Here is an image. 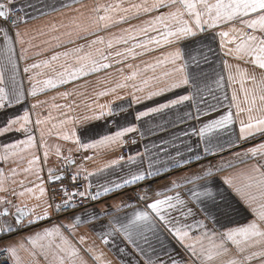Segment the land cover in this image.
<instances>
[{
	"label": "snow or ice",
	"instance_id": "6c2138e0",
	"mask_svg": "<svg viewBox=\"0 0 264 264\" xmlns=\"http://www.w3.org/2000/svg\"><path fill=\"white\" fill-rule=\"evenodd\" d=\"M73 5L80 7L74 8ZM29 9L41 16L47 15L48 10L63 12L64 9H71L77 15L71 17L67 25L50 26L51 32L59 34L43 41L48 47L35 55L42 56L47 51L52 54L38 62L25 64L23 73L28 74L30 84V88L25 90L22 82L17 80L18 61H27L30 59L27 56L29 48L39 47L26 41L24 35L27 33L19 31L22 23L35 18ZM81 9H87V12ZM17 12L22 15H17ZM123 24L128 26L119 28ZM113 28H119V31L112 32ZM101 33H107V38ZM38 35L47 33L41 31ZM0 36L4 45L3 55L0 56V137L14 132L27 135L26 139L3 145L0 160L5 162L17 156L23 159L21 154L25 150L36 147L29 127L33 123L31 114L25 109L20 115L18 110L24 108L29 97L35 98L46 89L69 84L75 88L76 81L100 73L107 78L112 74L110 70H114L116 79L97 80L98 84L111 83L112 86L96 89L95 97L109 96L116 94L117 90L130 88L131 100L127 109L123 105L114 108L112 102L99 104L93 99L91 104L85 105L92 115L69 116L68 113L80 107L75 99L66 105L53 104L52 107L67 108L68 112L62 113L65 119L48 129V134L52 135L53 129L72 124L74 127L70 135H58L66 141L72 140L77 150L114 149L127 143L124 139L127 134L139 131L136 122H146L145 118L154 114L163 115L181 106L190 108L199 103L207 104L205 97L200 95L201 84L207 79L205 66L211 64L210 54H215L212 42L217 36L220 38V49L225 50L224 55L237 62H223L228 70V85L236 86L233 87L229 105L235 111L229 110L219 118H209L206 122L201 116L208 114L198 106L195 114L185 111L181 121L196 123H189V130L182 132L187 137V142H182L183 152L173 145V156L166 149L154 146L167 157L166 161L160 162L164 173L168 174L170 164L183 175L171 179L163 189L156 190L155 199H151L147 191L128 197L143 202L142 207L129 204L126 200L103 203L99 209L95 207L102 196H107L114 189L134 186L161 174L160 168L152 170L155 161L151 159L147 168H143L144 154L139 152L136 156L127 157V161L136 166L135 171L130 169L122 182L110 181L112 187L98 183L94 189L90 177L119 165L124 156L95 171L78 166L74 173L69 174L71 187L62 186L59 189L62 193L60 203L53 196L42 205L28 208L27 205L13 203L7 196H0V205L8 206L0 211V217H11L10 221L0 222V241L5 236L31 227L38 220L47 219L53 212L71 213L75 219V223L56 224L18 242L6 244L0 248V253L8 254L4 264H8L9 260L12 264H40L38 257L43 258L44 264H88L77 246L85 243V237L80 236L74 243L70 235L62 231L75 229L82 215L99 222L102 237H112L111 241L103 239V243L116 245L122 254L123 264H264V0H105L103 3L97 0L90 8L83 4V0L61 3L60 8L47 0H39V4L34 0H3L0 2ZM79 40L86 43L78 44ZM13 41L20 45L19 52ZM26 43L27 48L24 47ZM68 44L74 46L68 48ZM56 48L64 50L55 51ZM162 48L167 51L152 56ZM145 56L150 59H141ZM130 60H139V63L133 64ZM166 93H173L174 98L165 97ZM58 95L66 100L79 95L82 102L87 98L86 92L76 90ZM157 97H165L164 102L155 101ZM116 99L123 97L116 96ZM225 99L228 97L225 96ZM145 100L154 101L155 106L146 107L143 111H129L132 104H141ZM46 103L37 101L31 107L35 109ZM130 114L133 115L132 121L127 120ZM52 119L51 115L43 120L38 117L35 125L47 124ZM122 120L123 123L120 122ZM93 121H103V126L110 130L98 131ZM237 122L239 133L236 140H232L228 129ZM75 125L80 126L78 130ZM221 133L227 137L223 142ZM139 134L144 136L142 131ZM40 135L42 138L45 135L43 129ZM257 138H260L258 144L242 154H236L245 168L234 175L221 177L219 174L224 171L225 165L213 163L209 156L221 155L225 145L228 148L238 147L240 143ZM132 143L135 144L136 140L133 139ZM145 152H148L147 148ZM43 155L47 160L46 144ZM56 155L69 165L76 163L71 154L61 156L59 146L56 147ZM38 161L39 157L33 156L22 172H33V166ZM227 166L232 167V164L229 162ZM10 172L13 177L20 174L16 168L10 169ZM81 172L85 173L83 180L87 182L83 186L79 183ZM49 177L52 178L51 170ZM54 179L62 180L63 177L56 175ZM7 182L8 177L0 168V192H9ZM12 183L17 181L13 179ZM19 184L22 190L17 192L12 189V196L20 198L26 193H35V188L24 187V181H19ZM37 187L40 195L35 198L39 200L46 189L42 185ZM172 192L175 194H169ZM38 207L42 208L40 214L36 212ZM10 208L15 212H11ZM125 208L132 211L122 216L117 214ZM244 212L252 218L241 224L237 217ZM230 224L237 226L229 227ZM217 225L220 227L217 228ZM193 229L201 231L193 234ZM84 251L99 264H111L103 259V252L96 254L93 248ZM21 252L26 256H21Z\"/></svg>",
	"mask_w": 264,
	"mask_h": 264
},
{
	"label": "crops",
	"instance_id": "0c3cea01",
	"mask_svg": "<svg viewBox=\"0 0 264 264\" xmlns=\"http://www.w3.org/2000/svg\"><path fill=\"white\" fill-rule=\"evenodd\" d=\"M37 4H39V0H34ZM48 3L55 5L57 8H60L61 3L71 4L72 0H47ZM99 2L103 3L105 0H99ZM97 3V0H83V4L87 5L88 8ZM74 8H79L80 5H73ZM34 19L30 18L27 23H22L19 26V31L23 33H27L24 35V39L26 41H30L34 45H38L39 47L29 48L27 56L30 57L27 61H18L19 71L17 80L18 82H22L25 90L30 88V84L28 81V74L23 73V67L25 64H31L34 62H38L47 56L52 54L51 51H47L42 56L35 55L36 52L40 51L43 48L48 47L42 42L45 40H51V36L58 35L59 33L51 32L50 26L56 25L59 27L61 23L67 25L69 24V20L71 17L76 16L77 13L71 9H64L63 12H51L48 10V14L41 16L37 11L33 9H29ZM81 11L87 12V9H81ZM132 23H138V21H132ZM127 24L120 25L119 28L127 27ZM119 28L111 29L112 32H118ZM45 32L47 35H38L39 32ZM61 32L65 31V29H60ZM15 29L13 30L14 35ZM107 38V33H101ZM35 36L36 39H32ZM66 39V38H65ZM220 38L217 36L215 41L212 42V47L214 49L215 54H210L211 64L206 67L207 79H205L202 84V92L201 96L205 97L207 100V104L199 103L198 106L203 113H207L208 115L201 116L205 122L209 118H219L220 115L225 114L227 111H235L234 108H229L231 102V95L233 91V87L229 86L227 83V75L228 70L224 67V61H227L229 64L237 63L235 60L229 58L224 55L225 50H221L219 47ZM14 47L17 52H19L20 45L15 44ZM52 43H55L54 41ZM78 44H85V40L77 41ZM68 48L73 47L74 45L68 44L66 45ZM3 39L0 36V56L3 55ZM24 47H28V43L24 45ZM55 51H63V48H56ZM167 51L166 48L160 49L158 52L152 53V56L160 55L161 52ZM141 59H150V57L145 56ZM129 62L136 64L139 63V60H130ZM111 71V76L105 77L104 73L96 74L87 78H83L80 81L75 82V88L72 84L69 85H61L56 89H46L44 92L39 93L37 97L32 98L29 97L27 103L24 105L23 109H19L18 112L20 115L23 114V110H28L31 114V119L33 121L32 125L29 127L32 129V135L35 137L36 147L34 149H27L21 155L23 159L19 156L11 158L9 161L0 160V168L4 170L5 175L8 177L7 187L9 188L8 193L0 192V196H7L8 199H11L13 203L27 205L28 208H32L37 204H43L45 201H49L48 192H47V183L46 176H49V172L51 170L52 175L65 171L67 169L66 178H70L69 174L74 173L77 170V167H82L87 169L88 171H95L97 169H104V165L109 163L111 160L118 159L120 156H124L125 159L121 161L119 165H115L112 168L104 169L102 173H98L94 177H90V181L93 184V188L95 189L96 185L105 184L106 186L112 187L111 182H122V178L127 177L129 170L135 171L134 165L130 164L127 161V157L132 155L136 156V154L143 153L144 154V163L143 168H147L149 159L155 161L153 164V171L155 169L160 168L161 174L156 177L149 178L145 181H140L134 186H127L124 189L116 190L107 194V196H102L100 198V202L96 203L95 207L99 209L101 204H114L120 203L121 201L126 200L129 204H133L137 207H142L143 202H138L137 200L128 199L129 196H135L136 193L143 194L145 191L148 192V195L151 199H155V192L158 189H163L166 185L169 184L171 179H175L179 175H183L182 171L175 170L169 164V172L165 174L163 168L161 167V161H166L167 157L164 155L163 151H159L157 147L159 146L162 149H166L169 153L175 156V150L173 149V145H176L180 148L181 152H183L182 142H187V137L182 135L183 131H187L189 123H196L195 121H181L180 117L184 116L185 111L190 110L194 114L196 112V106H192L190 108H185V106H181L179 109H174L171 112L166 111L165 114H154L150 118H145L146 122H136V126L139 131L136 133H129L125 136V140L127 143L123 145H127V154H121V147L114 149H105V148H96V149H83L80 148L77 150V145L72 142V140H64L58 133H67L71 134V130L74 125L67 124L62 128L53 129L52 135L48 134V129L51 128L52 124L58 123L59 120L65 119V116L62 113L68 112L67 108L56 109L52 107L53 104L66 105L70 103L73 99L76 100L77 103L80 104L79 108H76L73 112L68 113L69 116H90L92 115V111L87 108L86 104H91L92 100L95 99L99 104H105L112 102L113 107L116 105H123L126 109L128 108L129 101L131 100V96L129 93L132 91L130 88L117 90L116 94H112L105 97H95V90L98 88H102L104 86H112L111 83L105 85L104 83L98 84L97 80L100 81H112L117 78V73L114 70ZM159 71V70H158ZM151 74V73H149ZM221 77L224 79L221 80ZM44 77H41L43 79ZM85 80L87 84L85 85ZM217 81H220L217 83ZM76 90L78 92H86L87 98H85L82 102V98L77 95L76 97H71L69 99H63L58 94L65 91ZM137 95H142L141 93H137ZM116 96H121L123 99H116ZM225 96L228 99H225ZM53 97H56L53 100ZM165 97H173V93H166ZM165 97H157L154 98L155 101L164 102ZM174 98V97H173ZM199 101V97L196 98ZM37 101H47L46 104H43L41 107H37L32 109L31 105L36 103ZM190 103V102H186ZM212 105L214 107H209ZM155 106L154 101L145 100L141 104H132L130 112H134V110H145L146 107ZM94 107V106H93ZM49 115L53 117L51 121L47 124H43L40 126L35 125V120L39 117L40 119H46ZM243 118V117H241ZM127 120L132 121L133 115H128ZM123 123L124 121H120ZM174 122V123H173ZM92 123L98 126V131L100 132H108L110 129L108 127H104L103 121H93ZM197 126H199L197 124ZM77 130L79 129V125H75ZM43 129L45 135L43 138L40 135V130ZM151 129V131H148ZM114 131L115 129H111ZM144 132V136L142 137L139 133ZM228 132L232 133V140H236L239 133V123L237 122L235 125L230 126ZM27 135L23 132H14L8 134L5 137H0V154L3 153V145L5 143H12L16 140L26 139ZM135 139L136 143L133 144L132 140ZM227 139L224 133H221L222 142ZM87 142V141H86ZM260 142V138L256 140H248L243 143H240L238 147L228 148L225 145V151L218 156L211 157L209 159L212 160L213 163L220 164L223 163L225 165L224 171L219 175L221 177L234 175L245 168V165L240 163V158L236 155L237 153H243L247 148L254 146ZM45 144L47 145V151L49 153L47 160L44 158ZM59 146L61 149V156H68L71 154L72 158L76 161L75 164H67L61 157L56 155V147ZM145 148L148 149V152H145ZM71 150V151H70ZM186 154V153H185ZM33 156L39 157V161L36 165L33 166V172L24 174L22 169L27 168L28 161L33 158ZM85 157H91V159H85ZM205 163L207 161H204ZM232 164V167H228V163ZM137 163H139V157L137 158ZM16 168L19 175L13 177L10 169ZM38 170V172H37ZM85 173L81 172L80 179L83 180V175ZM39 176V178H38ZM15 179L17 181L16 184L12 183V180ZM19 181H24V187H33L35 188L34 194L26 193L25 196L17 198L11 195V190L15 189L17 192L21 191L22 188L19 184ZM84 181V180H83ZM86 184L87 182L84 181ZM38 185H42L46 189V193L43 197L37 200L35 197L39 196V187ZM169 194H175L174 192ZM151 202V200H149ZM4 207H8L7 205H0V211ZM11 212H14L15 209H9ZM131 208H125L122 212L117 213L118 215H123L125 212H131ZM36 212L38 214L42 213V208H36ZM53 214V213H52ZM52 214L50 217L44 220H38L31 227H25L21 231L14 232L10 236H5L2 241H0L1 247H4L8 243H15L22 240L24 237L31 235L35 232L41 231L43 228L52 227L56 224H64L69 225L71 223H75V219L71 213H65L59 217V219H52ZM249 213L244 212L241 216L237 217L239 223L246 222L247 219H251ZM35 219V217H33ZM3 220H11V217H0V222ZM107 217H105V222ZM95 225V228H94ZM229 227H235L236 224H230ZM220 226L217 225V228ZM222 230V229H221ZM65 232V235H70L73 242L78 241L80 236L85 237V243L77 246L81 249V255H83L84 259L88 262V264H99L92 259L91 254L84 251L87 248L95 249L96 254L101 252L104 253L103 259L105 261H110L111 264H123L122 254L119 252L118 248L115 244H104L103 239L112 240V237L104 236L102 237L99 231V222L91 221L86 216H81V222L77 224L75 229H62ZM200 229H193V234H198ZM30 247V245H28ZM21 256H26L25 253L21 252ZM40 259V264H44L43 258L38 257Z\"/></svg>",
	"mask_w": 264,
	"mask_h": 264
},
{
	"label": "built area",
	"instance_id": "2783aa9c",
	"mask_svg": "<svg viewBox=\"0 0 264 264\" xmlns=\"http://www.w3.org/2000/svg\"><path fill=\"white\" fill-rule=\"evenodd\" d=\"M0 2H3V0H0ZM21 14L22 13L17 12V15H21ZM120 151H121V154H123V155L127 154V151H128L127 145H123L121 147ZM66 177H67L66 172H65V178H63L62 180L50 181L49 180L50 177L48 175L46 176L47 192H48L49 200L53 196H55L56 197V202L57 203L61 202L60 201V196L62 195V193L59 191V189L62 186L71 187V180H70V178H66ZM79 183H80L81 186H83L85 184L82 179L79 180ZM63 214H65V213H63ZM63 214H57V213L53 212L52 219H57L60 216H62ZM0 248H3V247H1V245H0ZM7 256H8L7 253H0V264H4V261L7 259ZM8 264H12V261L9 260Z\"/></svg>",
	"mask_w": 264,
	"mask_h": 264
},
{
	"label": "water",
	"instance_id": "95a60500",
	"mask_svg": "<svg viewBox=\"0 0 264 264\" xmlns=\"http://www.w3.org/2000/svg\"><path fill=\"white\" fill-rule=\"evenodd\" d=\"M56 175H60V176H62L63 178H65V172L62 171V172H60V173H57V174H55V175H52V178H51V179L49 178V180H50V181H56V180L54 179V177H55ZM3 209H4V208H3ZM3 209H1V211H3ZM14 212H15V211H14Z\"/></svg>",
	"mask_w": 264,
	"mask_h": 264
},
{
	"label": "rangeland",
	"instance_id": "374dc122",
	"mask_svg": "<svg viewBox=\"0 0 264 264\" xmlns=\"http://www.w3.org/2000/svg\"><path fill=\"white\" fill-rule=\"evenodd\" d=\"M22 15V14H21ZM57 219H59V218H57Z\"/></svg>",
	"mask_w": 264,
	"mask_h": 264
}]
</instances>
